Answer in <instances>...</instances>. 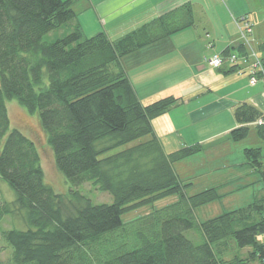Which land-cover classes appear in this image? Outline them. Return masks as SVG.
<instances>
[{"label":"trees","instance_id":"trees-1","mask_svg":"<svg viewBox=\"0 0 264 264\" xmlns=\"http://www.w3.org/2000/svg\"><path fill=\"white\" fill-rule=\"evenodd\" d=\"M242 22L244 27L248 21ZM195 26L193 6L186 4L117 41L105 33L85 38L72 0H0V181L16 195L0 205V239L13 250L10 264H264L263 149L243 152L262 184L253 202L198 221L197 210L225 196L218 188L189 195L191 184L180 180L174 166L203 146L166 154L153 128V120L181 99L144 105L121 63ZM53 32L58 33L54 41H47ZM260 51L264 64V43ZM250 53L245 44L220 56L230 65L231 55L248 60ZM240 65L225 74L246 69ZM6 100L39 115L55 165L72 187L68 196L45 182L37 146L11 127ZM233 112L237 127L231 141L247 139L252 125L264 140L261 110L243 103ZM85 184L109 194L113 203L94 204L79 190ZM169 197L178 200L123 221L124 215ZM7 217L21 227L3 231ZM192 230L202 243L185 235ZM231 241L247 254L220 257L216 248H228Z\"/></svg>","mask_w":264,"mask_h":264},{"label":"crops","instance_id":"crops-1","mask_svg":"<svg viewBox=\"0 0 264 264\" xmlns=\"http://www.w3.org/2000/svg\"><path fill=\"white\" fill-rule=\"evenodd\" d=\"M254 1L72 0L85 38L105 33L111 41H117L186 4L193 6L194 15H212L223 21L222 29L195 26L121 60L144 105L170 96L181 99L178 106L153 120V128L166 154L185 146H203L200 153L174 166L180 180L191 184V195L218 188L225 196L223 202L240 189L254 185L262 188L259 175L246 165L245 142L234 143L229 135L237 127L233 112L236 106L252 104L264 114V84L259 81L251 85L249 69L225 74L232 66L224 64L214 69L207 63L215 55L225 56L227 50L245 45L237 23L247 20L253 25ZM87 16H91L93 25L85 22ZM215 171H220L216 181ZM225 247L216 248L223 259L233 251L232 245ZM244 250L241 253L245 255Z\"/></svg>","mask_w":264,"mask_h":264},{"label":"rangeland","instance_id":"rangeland-1","mask_svg":"<svg viewBox=\"0 0 264 264\" xmlns=\"http://www.w3.org/2000/svg\"><path fill=\"white\" fill-rule=\"evenodd\" d=\"M257 1L259 3H257ZM254 7H255V13L252 14V26H253V34L246 33L245 31L241 32L240 35L242 37L248 36V41H251L252 48L257 52L258 56H261L260 51V45L264 43V0H255L254 1ZM196 19V26H200L201 28H221L223 25V21L220 17H214L212 15L204 16L202 14L195 15ZM85 22L88 24V26L93 25V19L91 16H87L85 18ZM241 25H240V24ZM238 28H243V22L239 21ZM251 29V30H252ZM58 33L53 32L50 35L47 36V41H54V36H57ZM251 62H253L251 60ZM261 82V81H260ZM263 83V82H262ZM264 84V83H263ZM6 107L8 109L9 117L11 120V127L18 128L22 130V132L32 139L41 156V165L43 167L44 173H45V182L53 187L55 192L57 194H61L64 196H68V194L71 191V185L65 178V176L57 169L55 165L54 160V154L52 151L51 146L48 144L47 141V135L41 125L40 117L38 114L30 115L28 114L23 108H21L16 100H6ZM145 140H148V138L142 139L132 145L138 144L140 142H143ZM245 149H252V148H262L263 154H264V140L261 139L258 136L257 129L254 125L251 126L249 131V136L247 139L244 140ZM130 145V146H132ZM128 146V147H130ZM123 150V149H121ZM121 150H117L113 153L119 152ZM264 162V158L263 161ZM215 165V163H214ZM220 171H215L214 180H219L218 177ZM253 179V178H252ZM204 181V180H203ZM204 183V182H203ZM262 189L261 187H258L257 185H254V187L246 190L243 189L241 191L238 190L234 194L231 195V198L223 201V202H217L211 207H208L206 209H201L196 213L197 220L198 221H206L212 218H215L216 216H219L223 211H232L238 208H241L242 206H246L247 204L253 202L255 195L258 193V191ZM81 193L86 195L94 204L96 205H102V204H112L113 200L112 197L109 194L101 193L96 190L91 184H85L81 188H79ZM189 195H191L193 192H187ZM15 192L10 188V186L0 181V205L4 202H12L15 199ZM178 200L177 197H169L167 199H163L161 201H158L155 203L152 207H144L141 209H138L136 211L130 212L123 216L124 222H130L132 220H135L140 217H144L148 214H150L154 209H161L163 207H166L168 205H171L172 203H175ZM224 209V210H223ZM225 213V212H224ZM14 227H21V224L19 221H15L11 217H7L3 220L1 224V229L3 231L11 230ZM189 239L193 240L195 243H202L203 238L201 234L197 230L189 231L185 234ZM230 245L233 247V251L229 253L224 258L226 260H231L232 257L235 255L241 254V251H237L238 248L236 244L231 241ZM231 247V248H232ZM235 248V249H234ZM247 250H244V253L247 254ZM12 255L13 250L8 245L5 239H0V264H10L12 261Z\"/></svg>","mask_w":264,"mask_h":264},{"label":"built area","instance_id":"built-area-1","mask_svg":"<svg viewBox=\"0 0 264 264\" xmlns=\"http://www.w3.org/2000/svg\"><path fill=\"white\" fill-rule=\"evenodd\" d=\"M245 21V20H243ZM240 31L243 32L245 31L246 33H251V27L248 22L244 23V27L240 28ZM247 37V36H246ZM246 37L244 40L246 41V46L250 48V43ZM251 60L253 62H251ZM230 64V66H236L240 65V67L245 66L246 69H249V74H250V84L251 85H256L257 82L262 81L264 83V64L262 62V59L259 58V56L251 49L250 57L249 59H240L237 55H231L228 60H226ZM242 62V63H241ZM207 63L210 67L214 69H219L224 66L225 60L220 55H215L211 59L207 60ZM258 125L264 126V119L259 120ZM264 238V235H263Z\"/></svg>","mask_w":264,"mask_h":264}]
</instances>
